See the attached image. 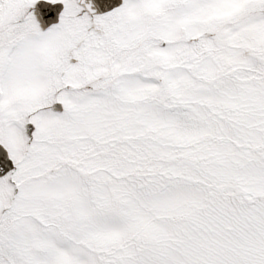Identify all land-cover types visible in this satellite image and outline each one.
<instances>
[{"label":"snow or ice","instance_id":"obj_1","mask_svg":"<svg viewBox=\"0 0 264 264\" xmlns=\"http://www.w3.org/2000/svg\"><path fill=\"white\" fill-rule=\"evenodd\" d=\"M0 264H264V0H0Z\"/></svg>","mask_w":264,"mask_h":264}]
</instances>
